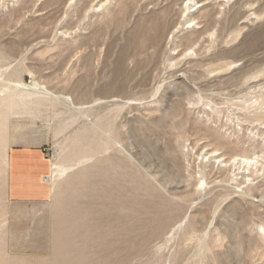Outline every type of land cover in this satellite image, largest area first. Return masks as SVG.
<instances>
[{
  "label": "rangeland",
  "instance_id": "1",
  "mask_svg": "<svg viewBox=\"0 0 264 264\" xmlns=\"http://www.w3.org/2000/svg\"><path fill=\"white\" fill-rule=\"evenodd\" d=\"M0 264H264V0H0Z\"/></svg>",
  "mask_w": 264,
  "mask_h": 264
},
{
  "label": "crops",
  "instance_id": "2",
  "mask_svg": "<svg viewBox=\"0 0 264 264\" xmlns=\"http://www.w3.org/2000/svg\"><path fill=\"white\" fill-rule=\"evenodd\" d=\"M50 160L41 148L30 143L13 144L9 158V196L14 201H31L50 195Z\"/></svg>",
  "mask_w": 264,
  "mask_h": 264
},
{
  "label": "bare ground",
  "instance_id": "3",
  "mask_svg": "<svg viewBox=\"0 0 264 264\" xmlns=\"http://www.w3.org/2000/svg\"><path fill=\"white\" fill-rule=\"evenodd\" d=\"M199 5H201V4H199ZM245 160L249 161L250 159H248V158H246V159H243V161H245Z\"/></svg>",
  "mask_w": 264,
  "mask_h": 264
},
{
  "label": "built area",
  "instance_id": "4",
  "mask_svg": "<svg viewBox=\"0 0 264 264\" xmlns=\"http://www.w3.org/2000/svg\"><path fill=\"white\" fill-rule=\"evenodd\" d=\"M44 178H46V177H44Z\"/></svg>",
  "mask_w": 264,
  "mask_h": 264
}]
</instances>
